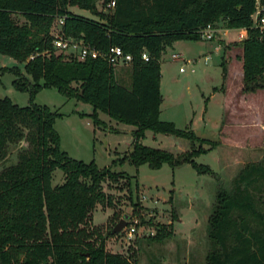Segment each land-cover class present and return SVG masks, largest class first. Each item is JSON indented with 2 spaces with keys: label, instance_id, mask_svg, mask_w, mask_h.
I'll use <instances>...</instances> for the list:
<instances>
[{
  "label": "trees",
  "instance_id": "obj_1",
  "mask_svg": "<svg viewBox=\"0 0 264 264\" xmlns=\"http://www.w3.org/2000/svg\"><path fill=\"white\" fill-rule=\"evenodd\" d=\"M98 1L108 12L97 8ZM109 1L0 0V52L24 62L23 69L0 66V83L1 75L10 71L12 85L29 93L24 105L0 96V161L7 157L9 144L22 139L28 143L15 163L0 169V264H138L107 250L103 236L96 242L93 236L100 232L88 220L97 203L113 204L112 195L103 189L104 180L124 176L126 185L131 184L129 173L112 166L188 162L198 173H215L194 157L208 150L202 142L216 145L218 140L199 138L193 129L179 128L172 120L159 117L160 56L175 39H198L203 26L219 20L227 28L244 27L246 35L234 43L241 47V90L264 89V29L252 20L256 0H114L112 7L107 6ZM70 5L98 18L74 12ZM55 18L63 19L64 37L82 39L101 50L119 45L130 52V81L118 76L105 57L81 59L75 52L57 50L50 30ZM143 49L148 59L142 58ZM220 64L224 78L227 68L224 61ZM45 87L91 103L87 115L96 124L104 122L98 111L134 124L132 148L102 167L94 159L84 161L61 149L54 127L61 113L34 100ZM146 128L200 144L180 153L153 147L140 140ZM57 167L64 178L53 185ZM233 182L230 189L218 187L216 191L209 217L213 247L206 264H264V207H260L264 203V162H248ZM153 225L152 238L173 234L172 222Z\"/></svg>",
  "mask_w": 264,
  "mask_h": 264
},
{
  "label": "rangeland",
  "instance_id": "obj_2",
  "mask_svg": "<svg viewBox=\"0 0 264 264\" xmlns=\"http://www.w3.org/2000/svg\"><path fill=\"white\" fill-rule=\"evenodd\" d=\"M70 7L80 14L98 18L87 9ZM97 8L108 12L101 1ZM215 26L217 30L211 39L178 38L163 49L159 113L161 119L172 120L179 128L200 130L217 138L216 145L202 142L208 150L194 157L197 162L209 164L215 173H198L188 162L175 166L163 162L159 167H151L146 162L137 167L129 162L114 165L113 169L130 174L131 184L126 185L124 176L117 181L104 180L103 189L112 195L113 204L97 203L88 217L90 225L94 230L97 226L100 232L93 236L96 242L103 236L107 250L119 252L138 264L151 261L206 264L207 254L213 247L209 217L216 204L218 187L230 189L235 176L248 162H264V89L241 90V47L234 44L238 41V31L226 34L222 20ZM50 30L54 35L61 34L59 18L54 19ZM219 40L223 42L218 43ZM215 46L221 48L215 51ZM173 53L180 57H173ZM221 61L226 67L231 61L224 78ZM2 65H17L23 69L24 62L0 52ZM129 66L115 68L116 74L130 81ZM13 78L10 71L1 75L0 96H9L24 105L29 93L16 89L11 82ZM34 100L61 113L54 122L59 146L75 158L94 159L102 167L132 148L134 124L117 121L103 111L100 118L104 122L96 124L87 115L92 110L91 103L67 97L55 87L40 89ZM140 140L174 153L200 144L150 128L144 129ZM27 145L25 139L9 144L8 155L0 161V169L15 163L18 152ZM63 178L62 169L55 168L52 184L62 182ZM260 207L263 208L264 203ZM120 218H125V225L119 232L111 233L110 229ZM156 222H172L173 234L162 239L152 238Z\"/></svg>",
  "mask_w": 264,
  "mask_h": 264
},
{
  "label": "built area",
  "instance_id": "obj_3",
  "mask_svg": "<svg viewBox=\"0 0 264 264\" xmlns=\"http://www.w3.org/2000/svg\"><path fill=\"white\" fill-rule=\"evenodd\" d=\"M114 0H110L107 6L112 7ZM256 9L252 14V20L255 25L264 29V0H256ZM62 23L63 19L59 18ZM217 30V27L213 24H206L200 29V35L202 38L211 39ZM238 39H242L246 35V29L241 27L237 32ZM53 44L67 52H75L79 58L83 59L86 56H102L105 57L114 68L130 64L132 55L130 52H126L119 45H111L106 50H101L85 43L82 39H75L73 37H64L61 34L54 36ZM141 56L144 59H148V53L145 49L142 50ZM173 57H180L177 53L172 54Z\"/></svg>",
  "mask_w": 264,
  "mask_h": 264
},
{
  "label": "water",
  "instance_id": "obj_4",
  "mask_svg": "<svg viewBox=\"0 0 264 264\" xmlns=\"http://www.w3.org/2000/svg\"><path fill=\"white\" fill-rule=\"evenodd\" d=\"M196 135L199 138L206 139V140H211V141H216V139H217L216 137H214V136H212V135H210V134H208L206 132H202L200 130H197L196 131ZM125 223H126L125 218H120L118 220V222H116L114 224V226L110 229V232L111 233L119 232L123 228V226L125 225Z\"/></svg>",
  "mask_w": 264,
  "mask_h": 264
},
{
  "label": "crops",
  "instance_id": "obj_5",
  "mask_svg": "<svg viewBox=\"0 0 264 264\" xmlns=\"http://www.w3.org/2000/svg\"><path fill=\"white\" fill-rule=\"evenodd\" d=\"M70 9L72 10V7H70ZM72 11H74V10H72ZM74 12H76V11H74ZM241 28H224V31H225V33L227 34V32H229V31H231V30H237V31H239ZM238 39V38H237ZM239 40V39H238ZM221 47L220 46H215V47H213V49L215 50V51H217V50H219ZM209 57V56H208ZM230 64H231V61H228L227 62V70H229V66H230ZM228 77V76H227ZM226 77V78H227ZM126 83L128 82V80L126 79H123ZM225 81H226V79H225ZM225 85H226V83H225ZM224 88H227L226 86L224 87ZM92 111V110H91ZM91 111H88L87 113H90ZM99 112V117H100V111H98Z\"/></svg>",
  "mask_w": 264,
  "mask_h": 264
}]
</instances>
